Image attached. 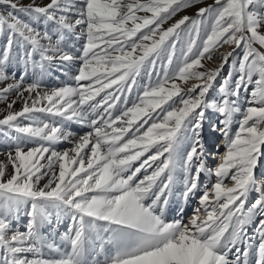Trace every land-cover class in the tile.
<instances>
[{
  "label": "snow or ice",
  "instance_id": "snow-or-ice-1",
  "mask_svg": "<svg viewBox=\"0 0 264 264\" xmlns=\"http://www.w3.org/2000/svg\"><path fill=\"white\" fill-rule=\"evenodd\" d=\"M0 102V264H264V0H0Z\"/></svg>",
  "mask_w": 264,
  "mask_h": 264
},
{
  "label": "rangeland",
  "instance_id": "rangeland-1",
  "mask_svg": "<svg viewBox=\"0 0 264 264\" xmlns=\"http://www.w3.org/2000/svg\"><path fill=\"white\" fill-rule=\"evenodd\" d=\"M194 13H195V9H188V10H186L184 12L179 13L176 17L173 18V20L178 19L182 15H190V16H192V15H194ZM172 22L173 21H169V24L172 23ZM208 66L209 67H214L215 64H214V62H208ZM226 70H229V69H226ZM67 81H68V77H65L63 75H60L59 79H57V75L54 72L51 78H47L45 80V85L48 86V87H56L58 85H63ZM20 107H21V103L17 102V104L15 105V109L19 110ZM4 111H5V103L4 102H0V118H2V114L4 113ZM215 119H216V117L213 114L212 117L210 118V120L205 122V132H204V134H205L206 137H210L211 140H212V143L214 145L218 146V149L220 150V153H223L224 147H223L222 138L219 137L218 135L212 134L209 131V128H208V124L211 123V122H214ZM69 130L72 131L76 135H83L88 129L85 128V127H82L79 124L72 123L69 126ZM3 147H4V145L2 144V142H0V149H2ZM68 147H71V145L68 142H64V143H62L60 145H57V150H64V149H66ZM0 159H2V157H0ZM213 163H214L213 160H209V164H213ZM202 179H203V177H202ZM25 221H26V218H22L21 221L19 222V226L23 227ZM62 230L63 229L61 228V231Z\"/></svg>",
  "mask_w": 264,
  "mask_h": 264
},
{
  "label": "bare ground",
  "instance_id": "bare-ground-1",
  "mask_svg": "<svg viewBox=\"0 0 264 264\" xmlns=\"http://www.w3.org/2000/svg\"><path fill=\"white\" fill-rule=\"evenodd\" d=\"M218 151H219V153H220V150H219V149H218ZM194 204H195V201H193V205L188 206L187 210H188L189 212L191 211V207L194 206Z\"/></svg>",
  "mask_w": 264,
  "mask_h": 264
}]
</instances>
